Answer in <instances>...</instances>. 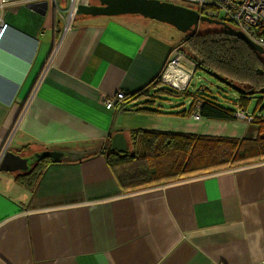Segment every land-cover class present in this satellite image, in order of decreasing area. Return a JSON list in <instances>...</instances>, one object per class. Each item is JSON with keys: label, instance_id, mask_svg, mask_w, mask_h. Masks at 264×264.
I'll return each mask as SVG.
<instances>
[{"label": "crops", "instance_id": "obj_1", "mask_svg": "<svg viewBox=\"0 0 264 264\" xmlns=\"http://www.w3.org/2000/svg\"><path fill=\"white\" fill-rule=\"evenodd\" d=\"M1 14L0 160L7 151H105L0 169V264H264V161L133 191L107 163V149H135L138 129L197 132L187 123L206 120L240 124L235 137L257 134L237 119L178 114L192 98L161 78L179 46L168 23L80 11L62 36L50 3H12ZM142 88L167 102L104 104Z\"/></svg>", "mask_w": 264, "mask_h": 264}, {"label": "trees", "instance_id": "obj_2", "mask_svg": "<svg viewBox=\"0 0 264 264\" xmlns=\"http://www.w3.org/2000/svg\"><path fill=\"white\" fill-rule=\"evenodd\" d=\"M185 35L180 47L189 49L187 54L195 61V70L207 72L238 91L242 107L248 106L253 94L264 92V54L243 39L226 33L220 25L214 31L196 30ZM188 88L179 92L185 98H192L190 106L178 114L187 116L199 107L201 117L210 120L237 119L236 111L220 103L213 94H193ZM168 92L178 93L176 90ZM148 95L142 88L133 94H125L123 100L133 98L139 99V104H148L151 102L146 99ZM143 109L156 111L147 105ZM263 111L253 114L248 122L249 131L257 132L255 137L138 129L133 137L136 139L138 135L142 139L143 154L135 149L109 148L105 152L106 160L119 184L127 191L261 162L264 161V116L259 113ZM104 151L105 148L101 153Z\"/></svg>", "mask_w": 264, "mask_h": 264}, {"label": "built area", "instance_id": "obj_3", "mask_svg": "<svg viewBox=\"0 0 264 264\" xmlns=\"http://www.w3.org/2000/svg\"><path fill=\"white\" fill-rule=\"evenodd\" d=\"M41 1H47L57 10L62 22V36L71 29L79 12L88 6V0H0V40L6 29V23L3 21L1 14L5 6L12 3L31 5ZM179 1L201 15L229 23L233 28L244 33L252 42L264 48V0ZM190 60L179 46L173 48L169 62L162 73V80L179 91L186 90L196 68L195 61ZM124 97L125 93L118 91L115 97L105 98L104 104L108 109H113L116 101L123 100ZM193 113L194 115H192L196 120L201 118L199 107ZM259 114L264 116V111ZM236 117L238 120L241 119L248 123L253 118V115L248 114L244 109H239L236 111ZM7 148L8 146L5 152Z\"/></svg>", "mask_w": 264, "mask_h": 264}, {"label": "water", "instance_id": "obj_4", "mask_svg": "<svg viewBox=\"0 0 264 264\" xmlns=\"http://www.w3.org/2000/svg\"><path fill=\"white\" fill-rule=\"evenodd\" d=\"M47 1L32 3L31 5L48 6ZM88 15H119L137 14L146 18L168 23L183 33H193L201 21L219 24L224 31L243 39L259 53L264 54V48L252 42L240 30L233 28L229 23L201 15L196 10L180 3L169 0H99V4H90L83 10ZM102 145L89 150L67 151L59 149H45L40 153H33L30 156H20L13 151H7L1 159L0 169L11 170L15 166L28 170L31 164L45 157H50L53 161H75L88 157L92 154L101 153ZM72 155V156H71Z\"/></svg>", "mask_w": 264, "mask_h": 264}, {"label": "rangeland", "instance_id": "obj_5", "mask_svg": "<svg viewBox=\"0 0 264 264\" xmlns=\"http://www.w3.org/2000/svg\"><path fill=\"white\" fill-rule=\"evenodd\" d=\"M177 2L180 3L179 0ZM217 26H219V25L215 24V23H209V22L201 21L197 26V30L200 32H203L206 30L214 31V30H216ZM170 27L172 28L173 31L176 32L177 37H178L177 40L179 41V47H180V44L184 43L182 41L186 37V35H185L186 33H183L179 30H176V28L172 25H170ZM180 48L182 49V47H180ZM182 50L186 53V55L189 57V59H191L190 61H192L193 58H191L187 54V52H189V49L186 46H183ZM189 63H192V62H189ZM189 91H191L193 94H195L196 92L197 93L198 92H206L208 94H213L219 100L220 103H223L224 105H226L230 108H233L235 111H238L239 109H242V110L244 109L248 114L257 115L258 112H260L264 109V92H258V93L253 94L251 96V99L249 101L248 106L246 108H244L239 103L241 101V99H240L241 95L238 93V91H236L235 89H233L229 86H226L222 81H220L215 76H213L207 72L204 73V72H200V71H196V70L194 71L193 78L189 84ZM155 96H157V97H152V98L148 97V99L149 100H156L157 101L156 107H159L157 105L159 103V100L164 99L162 103L167 102V100L165 99L167 96H164L163 94L155 95ZM258 102H259V104L256 107V104ZM255 107H256V109H255ZM145 115H148V114H145ZM193 115H194V113H193ZM193 115L191 114V116H193ZM142 117H145V119H149L151 116H143L142 115ZM184 117H189V115L184 116ZM238 121H240L243 124L247 123L246 121H243L241 119H239ZM144 122L146 124H148V120H145ZM187 125H189V127H190V125H193L190 130H196L197 132L198 131L199 132H210L209 134H219V135H225V136H235V135H237L239 129L242 128V126L240 124H233L232 122H228V123L211 122V121L206 122V120H201V121H194L193 120V122H190V124L187 123ZM181 127H183V126H181ZM250 136L253 137L255 135L251 134ZM250 136L248 135V137H250ZM141 147H143V145H142L141 138H139L136 141L135 151L141 152Z\"/></svg>", "mask_w": 264, "mask_h": 264}, {"label": "flooded vegetation", "instance_id": "obj_6", "mask_svg": "<svg viewBox=\"0 0 264 264\" xmlns=\"http://www.w3.org/2000/svg\"><path fill=\"white\" fill-rule=\"evenodd\" d=\"M186 6V5H185ZM219 25V24H218ZM221 26V25H220ZM190 32L186 33V34H189Z\"/></svg>", "mask_w": 264, "mask_h": 264}]
</instances>
